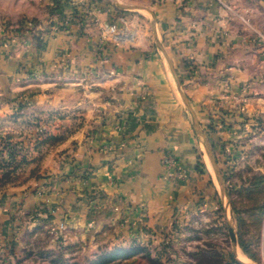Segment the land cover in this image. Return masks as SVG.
<instances>
[{
  "label": "crops",
  "instance_id": "obj_1",
  "mask_svg": "<svg viewBox=\"0 0 264 264\" xmlns=\"http://www.w3.org/2000/svg\"><path fill=\"white\" fill-rule=\"evenodd\" d=\"M51 1L0 0V95L32 87L39 113L61 112L52 132L69 129L41 168L50 178L5 203L51 210L45 222L73 240L153 235L207 195L200 135L157 47L213 152L234 153L242 120L264 109V0H144L153 42L141 31L132 46L104 33L128 19L104 0H62L58 12ZM23 20L37 22L31 33L5 32Z\"/></svg>",
  "mask_w": 264,
  "mask_h": 264
},
{
  "label": "rangeland",
  "instance_id": "obj_2",
  "mask_svg": "<svg viewBox=\"0 0 264 264\" xmlns=\"http://www.w3.org/2000/svg\"><path fill=\"white\" fill-rule=\"evenodd\" d=\"M104 1L118 14L127 16L122 24L127 22L137 29V38L143 31L153 42L150 14L145 10H121L113 0ZM117 1L150 10L149 1ZM242 21L250 23L247 18ZM34 26L28 20L16 26L3 25L6 33L22 28L31 33ZM12 37L9 33L6 40ZM34 95L32 87L19 92L5 88L0 95V105L10 106L0 115V264H264V109L242 120L243 132L234 143V153L224 145L213 152L208 133H203L217 173L201 136L196 135L197 170L207 181V195L174 213L164 228L142 238L113 240L102 235L73 240L64 234L62 223L57 231L48 226L54 214L51 210L28 213L16 208L21 201L10 207L5 203L7 197L18 196L23 186H27L23 193H36L42 180L50 178L41 168L56 154L69 132H52L61 112L39 113L31 101ZM186 116L190 118V113Z\"/></svg>",
  "mask_w": 264,
  "mask_h": 264
},
{
  "label": "water",
  "instance_id": "obj_3",
  "mask_svg": "<svg viewBox=\"0 0 264 264\" xmlns=\"http://www.w3.org/2000/svg\"><path fill=\"white\" fill-rule=\"evenodd\" d=\"M113 2H114L115 5H116L119 9H121V10H127V11H128V10H145L148 14L151 15V18H152V19H151V22H152V24L154 25L153 14H152V12H151L150 10H148L147 8L142 7V6H139V5H133V4H122V3L118 2L117 0H113ZM159 49L161 50V52H162L163 55L165 56V59L167 60V63L169 64V67H170L171 73H172V75H173V77H174V79H175V82H176V85H177V89H178V92H179V94H180V96H181V99H182V101H183L185 107L187 108L188 112H189L190 115H191V118H192V121H193V126H194V128L197 130V133L201 136V139H202L203 145H204V147H205V149H206V151H207L208 157L210 158L211 163H212V165H213V167H214V169H215V161H214L213 158H212V153H211V151H210V148L208 147V143H207V141H206V139H205L204 134L202 133L201 129L199 128V125H198V123H197L196 117H195V115H194V113H193V111H192V109H191V107H190V105H189V102H188V100H187L185 94L183 93V91H182V89H181V82H180V80L178 79V77H177V75H176V73H175V71H174V69H173V67H172V65H171V63H170V61H169V59H168L166 53H165V51L162 49V47H161L160 45H159ZM215 172L217 173L216 169H215ZM243 264H245V263H243Z\"/></svg>",
  "mask_w": 264,
  "mask_h": 264
},
{
  "label": "built area",
  "instance_id": "obj_4",
  "mask_svg": "<svg viewBox=\"0 0 264 264\" xmlns=\"http://www.w3.org/2000/svg\"><path fill=\"white\" fill-rule=\"evenodd\" d=\"M247 23V22H245ZM31 27V24L28 25ZM104 33L107 35L108 39L120 46L133 45L137 38V29L131 28L127 24L123 23L121 25L110 24L105 27ZM173 159L167 157L164 160L166 166L172 165Z\"/></svg>",
  "mask_w": 264,
  "mask_h": 264
},
{
  "label": "trees",
  "instance_id": "obj_5",
  "mask_svg": "<svg viewBox=\"0 0 264 264\" xmlns=\"http://www.w3.org/2000/svg\"><path fill=\"white\" fill-rule=\"evenodd\" d=\"M54 1V10L58 12L59 7H60V2L57 0H53ZM32 23L35 25L37 22L36 21H32Z\"/></svg>",
  "mask_w": 264,
  "mask_h": 264
},
{
  "label": "bare ground",
  "instance_id": "obj_6",
  "mask_svg": "<svg viewBox=\"0 0 264 264\" xmlns=\"http://www.w3.org/2000/svg\"><path fill=\"white\" fill-rule=\"evenodd\" d=\"M241 255V254H240ZM239 257V256H238ZM243 257H239L240 260H242ZM243 261V260H242Z\"/></svg>",
  "mask_w": 264,
  "mask_h": 264
}]
</instances>
